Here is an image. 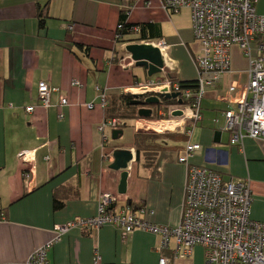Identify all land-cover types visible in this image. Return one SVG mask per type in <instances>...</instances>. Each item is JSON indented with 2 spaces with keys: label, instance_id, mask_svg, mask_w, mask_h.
Segmentation results:
<instances>
[{
  "label": "crops",
  "instance_id": "1",
  "mask_svg": "<svg viewBox=\"0 0 264 264\" xmlns=\"http://www.w3.org/2000/svg\"><path fill=\"white\" fill-rule=\"evenodd\" d=\"M129 6L127 23L148 25L146 36L169 46L170 62L160 75L197 80L194 57L199 48L192 20L187 23L182 12L170 15L162 0H0V264H23L51 243L50 264H95L96 253L101 264H159L161 257L170 258L171 264H207L201 246L188 259L174 260L172 249H161L160 236L137 230L123 238L111 225L90 233L72 229L53 241L57 226L95 217L106 193L119 197L118 210L131 204L136 213L150 211L142 217L156 225L175 228L182 218L188 165L178 159L186 145L159 142L167 149L148 165L136 160L135 135L151 132L140 129L142 121H132L135 125L124 128L111 145L104 139L109 130H99L106 116L96 87L109 98L154 82L145 69L122 64L129 56L126 46L137 43L133 36L124 37V43L116 39L120 15ZM256 9L264 16V0H258ZM246 69L247 62L235 69L232 58L233 74L226 75L223 84L237 80L236 73ZM75 81L81 86H73ZM41 82L59 89L48 110L39 105ZM61 95L68 99L67 107L60 105ZM90 104L93 110L87 108ZM32 106L34 111L28 113L26 108ZM226 108L215 99V91L208 93L203 121L184 138L200 146L189 165L248 180L251 218L264 222V140L246 138L242 146H232L230 134L221 131ZM115 150L134 153L125 195L119 194L122 171L110 168ZM21 152L30 155L20 157ZM55 198L64 202L59 211L54 210Z\"/></svg>",
  "mask_w": 264,
  "mask_h": 264
},
{
  "label": "built area",
  "instance_id": "2",
  "mask_svg": "<svg viewBox=\"0 0 264 264\" xmlns=\"http://www.w3.org/2000/svg\"><path fill=\"white\" fill-rule=\"evenodd\" d=\"M258 0H162L163 8L170 15L179 14L183 9L191 13L194 39L198 52L194 57L197 69V89L195 91L180 89L178 82L164 76L156 82H146L132 95L153 94L160 98L159 119L144 120L142 127L158 134H181L191 137L196 126L203 121L202 101L210 91H215V99L227 105L221 112L224 118L222 132L230 134L232 146H242L246 138L264 140V16L257 13ZM119 24L117 30H122ZM72 29V28H70ZM138 33L139 28H134ZM121 38L116 34V39ZM159 49L164 69L170 59L169 46L163 39L138 41ZM238 48L247 62L245 72L238 71L237 80L223 84L226 75L233 74L232 51ZM129 63L126 64V60ZM124 66L135 64L131 56L122 60ZM162 72V73H163ZM246 74L247 81H243ZM73 86H81L77 81ZM101 108L107 105L106 95L99 88ZM47 82L38 86L39 105L48 110L52 107V95L58 93ZM179 93L174 104H166L162 98L165 94ZM60 105L67 107L68 99L60 96ZM182 100V104L178 101ZM93 110L95 106H87ZM28 113L34 107L26 108ZM177 111L181 116L175 117ZM64 118L63 114L58 117ZM167 124L161 128H151L147 123ZM219 119L214 124L219 125ZM125 126L120 119H105L99 127L102 134L113 132ZM108 139V137H104ZM198 144L188 143L179 163L188 165L186 194L182 218L175 228L153 224L142 217L151 214L148 210L139 213L130 207L117 209L119 197L102 194L97 215L90 218H78L55 228L59 241L72 229L92 232L111 225L122 232L123 238L130 233L141 230L161 237V249L171 250L174 260L188 259L196 246L205 250L207 264H264V222L251 218L252 192L248 180H236L224 177L218 171L205 167L189 165V158L199 150ZM30 152H21L20 157L29 156ZM26 175V179H28ZM4 217L0 215V221ZM52 241V242H53ZM173 242V243H172ZM52 244V243H51ZM34 252L23 264H50L47 249L51 245ZM172 245L173 248H172ZM95 264H101V257L95 254ZM159 264H171V259L161 257Z\"/></svg>",
  "mask_w": 264,
  "mask_h": 264
},
{
  "label": "trees",
  "instance_id": "3",
  "mask_svg": "<svg viewBox=\"0 0 264 264\" xmlns=\"http://www.w3.org/2000/svg\"><path fill=\"white\" fill-rule=\"evenodd\" d=\"M129 8L127 10L123 11L120 15V21L119 24H122L124 27L122 30H117V35L121 38L117 39L118 43H124L126 36H135L133 38V41H146L151 40L146 36V29L149 27L148 25L144 26H138V25H132L127 23L128 14H129ZM43 12L40 14V28H45V17H43ZM118 24V25H119ZM134 28H139V32H134ZM79 49L85 50V52H89V48H85L83 45H78ZM150 78H148L149 80ZM174 82H178L180 85V89L186 90L190 89L195 91L197 89V80L195 81H178L173 80ZM151 94L143 95L140 100L145 101L146 98L150 97ZM135 99V96L132 94H122L117 96H112L109 98H106L107 105L104 108L105 110V116L106 119H120L124 122L127 121H135L140 120L144 118H140L139 112L141 109H143V106L139 105H132L131 102ZM166 104H174L175 101H165ZM145 108L152 110V115L149 119L144 120H156L159 119L158 111L160 109V106H146ZM127 127V124L125 126L117 129L120 131H123L124 128ZM115 131V130H114ZM169 137L173 139H181L184 140V138H187L186 135L181 134H157V133H150V132H139L135 135L134 143H135V149H136V160L137 162H141L143 160L146 164L152 165L156 158L158 157V154L163 151L164 149H167L166 147L162 146L159 142L165 141ZM64 207V202L55 198L54 199V210L59 211ZM130 208H132V205H129ZM135 211V210H133Z\"/></svg>",
  "mask_w": 264,
  "mask_h": 264
},
{
  "label": "water",
  "instance_id": "4",
  "mask_svg": "<svg viewBox=\"0 0 264 264\" xmlns=\"http://www.w3.org/2000/svg\"><path fill=\"white\" fill-rule=\"evenodd\" d=\"M126 52L131 56V59L135 62L136 66L146 70L147 77L152 78L155 75H160L164 69V60L159 49L154 48L149 44L131 43L126 46ZM142 94L135 95V99L131 102L132 105L143 106L140 110V118L149 119L152 115V110L145 108L146 106H159L161 104L160 98L154 96V93L146 98L145 101L140 100ZM179 97V93L165 94L162 96L167 101L176 100ZM178 104H182V100L178 101ZM182 113L177 111L173 116H181ZM123 134V131L115 130L112 132V139L118 140ZM114 162L110 168L114 171H122L121 182L119 186V194L125 195L127 192L128 181V169L132 161H134V153L130 150H115L113 153Z\"/></svg>",
  "mask_w": 264,
  "mask_h": 264
},
{
  "label": "rangeland",
  "instance_id": "5",
  "mask_svg": "<svg viewBox=\"0 0 264 264\" xmlns=\"http://www.w3.org/2000/svg\"><path fill=\"white\" fill-rule=\"evenodd\" d=\"M182 18L188 23V20H192L190 18V11L188 9H183L182 11ZM133 38H135V36H133ZM132 38V39H133ZM232 58H233V67L235 69L237 68H244L246 67V62L245 59L242 57L240 50L238 48H234L232 51ZM128 61V60H127ZM129 62H127L126 64H128ZM162 79L163 77L161 75H155L154 76V82H156L158 79ZM206 106V98L202 101V111L205 109ZM206 113V112H205ZM208 113V112H207ZM154 121V120H153ZM135 125V123H133L132 121L127 122V127H133ZM150 133H154L153 131H151ZM108 140H109V145L114 143V140L112 139V132H108ZM167 142L171 145H177V146H183L187 144V141L185 140H177V139H173L171 137H169L168 139H166ZM173 243V242H172Z\"/></svg>",
  "mask_w": 264,
  "mask_h": 264
},
{
  "label": "bare ground",
  "instance_id": "6",
  "mask_svg": "<svg viewBox=\"0 0 264 264\" xmlns=\"http://www.w3.org/2000/svg\"><path fill=\"white\" fill-rule=\"evenodd\" d=\"M151 128H156V127H158V128H161L163 125H167V124H156V123H154V122H149V123H147ZM143 125H142V123H139V127L141 128ZM170 125H167V128L169 127Z\"/></svg>",
  "mask_w": 264,
  "mask_h": 264
},
{
  "label": "flooded vegetation",
  "instance_id": "7",
  "mask_svg": "<svg viewBox=\"0 0 264 264\" xmlns=\"http://www.w3.org/2000/svg\"><path fill=\"white\" fill-rule=\"evenodd\" d=\"M162 74V73H161ZM139 99H141V98H139ZM148 109V108H147Z\"/></svg>",
  "mask_w": 264,
  "mask_h": 264
}]
</instances>
